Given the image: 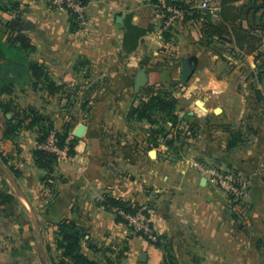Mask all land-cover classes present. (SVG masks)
<instances>
[{
	"label": "crops",
	"instance_id": "1",
	"mask_svg": "<svg viewBox=\"0 0 264 264\" xmlns=\"http://www.w3.org/2000/svg\"><path fill=\"white\" fill-rule=\"evenodd\" d=\"M170 1L188 7L190 15L167 0H89L83 29L50 0H0V23L34 47L25 60L42 65L62 87L51 93L43 81L35 88L30 73L18 77L28 70L13 65L3 75L18 82L13 95L3 99H14L18 109H37L74 144L73 153L55 166L49 186L34 156L37 130L23 128L15 139L7 137L13 112L0 111V162L20 171L17 177L8 168L23 195L6 180L32 222L24 220L18 228L33 231L38 247L43 242L49 247L47 234L56 233L64 220L74 221L95 246L86 248L89 258L100 264H165L170 255L175 264H264V113L255 100L221 99L231 76L247 62L249 70H257L254 45L241 47L234 29L262 24L264 11H251L247 0H208V11L201 8L203 0ZM13 20L19 22L14 29ZM129 22L146 31L130 52L125 48ZM207 23L225 25L228 34H205ZM185 59L194 66L188 83L182 81ZM140 70L148 87L180 84L172 93L182 122L202 126L191 138L182 140L176 129L164 135L147 121L129 118L141 101L142 91L135 89ZM212 163L249 184L242 205H230L212 180L207 170ZM108 198L147 204L158 243L129 231L106 205ZM56 254L61 257V250Z\"/></svg>",
	"mask_w": 264,
	"mask_h": 264
},
{
	"label": "trees",
	"instance_id": "2",
	"mask_svg": "<svg viewBox=\"0 0 264 264\" xmlns=\"http://www.w3.org/2000/svg\"><path fill=\"white\" fill-rule=\"evenodd\" d=\"M83 4L87 5L89 0H80ZM157 3L158 0H153ZM168 3L176 5L178 8L185 11V16H189L191 10L181 5L180 2L175 1L172 3L167 0ZM223 4L237 0H222ZM261 0H247V4L250 10L259 11L264 5L259 3ZM13 8L17 9L18 5L12 2ZM5 7V6H4ZM3 10H7L6 8ZM8 7V6H7ZM197 15H201L197 13ZM71 18L74 21V27L78 25L77 19L74 14H71ZM79 26V25H78ZM207 26V27H206ZM205 34L213 32L218 34V36H224L228 34L227 27L225 25H213L206 24ZM127 32L125 36V48L130 52L135 50L138 45L141 36H143L146 31L142 30L140 27L129 22L126 25ZM234 35L236 42L244 47L245 44L253 45L256 38L250 33L248 29H234ZM14 42L12 43H2L0 41V111L3 113L13 112V116L7 119L5 135L9 138L15 139L19 132L23 128L36 129L38 132V144L37 148L34 150V156L36 164L39 168L46 170L45 181L47 185H51L48 181L51 174L54 172V168L58 163V155L56 153L50 152L44 148L45 145L53 133L57 140V145L60 148H68V152L72 154L73 143L68 140V135L65 133L57 132L50 120L43 117V115L35 108L28 109H18L15 104L14 99L4 100V95H13L15 85L17 80H8L5 70L10 69L15 66L24 67L28 70L20 72L18 77L25 78L27 74L30 73L32 77V84L37 88L43 81L48 84V90L51 93H57L62 90V87L56 86V84L50 80L49 74L46 72L45 68L37 62L25 60V56L29 52L34 50V47L30 44L29 39L20 34L14 37ZM28 62V63H27ZM179 100L173 96L171 91H157L147 98L141 99L137 106H134L129 113V118L138 121H147L152 125H159L157 117L163 119L166 123H171L173 128H177L182 122L181 117L178 113ZM159 133L167 135L168 131L164 128L159 129ZM181 134V131H178ZM2 156V155H1ZM3 161L8 164V160L2 157ZM11 171L17 176H21V173L15 167H9ZM5 182V181H4ZM6 183V182H5ZM7 184V183H6ZM14 200V195L9 191L0 192V206L7 205ZM111 205L113 208H121L128 213H135L138 206L130 205V203L116 200L113 198H108L106 205ZM120 220L122 218L118 216ZM123 221V220H122ZM57 246L58 249L62 251L61 260L56 262L53 260L54 264H100L95 260L89 258L86 248L92 250L95 246L91 243L89 239V234L87 231L79 226L77 223L71 220H64L58 224V231L56 232ZM158 243V242H157ZM155 243V244H157ZM172 256H167L165 264H175L172 260Z\"/></svg>",
	"mask_w": 264,
	"mask_h": 264
},
{
	"label": "rangeland",
	"instance_id": "3",
	"mask_svg": "<svg viewBox=\"0 0 264 264\" xmlns=\"http://www.w3.org/2000/svg\"><path fill=\"white\" fill-rule=\"evenodd\" d=\"M4 1L5 2L3 3L7 4V0H4ZM259 3L264 5V0H261ZM204 10L208 11V9H204ZM251 11H254V10H251ZM263 11H264V7L257 12L258 14H260ZM69 14L71 16V13ZM246 14L247 12L244 13V15ZM245 19H247V17ZM5 25L6 24L0 23V41L5 44L6 43L10 44L14 42L15 38L12 35V33L9 34V30L6 28ZM249 27H250V33L256 38L253 45H254L256 52L258 53V56L256 57L257 60H255V65H257V70L255 72H253L252 70H249L251 69V65L249 64V62H247L246 63L247 68L245 66L244 68H241L239 69V71L235 72L234 75L231 74L232 76H231L230 86L228 87L227 92L222 96L221 99H245L246 102L249 100L251 101V103L255 100L257 103L259 102L258 105L261 109L259 110V112L261 111L264 113V103H263V99H264V81H263L264 79V22L262 24L255 25V26H249ZM177 87H180V84H176L175 89L173 87H170V88L157 87L156 88L155 85H150L149 87L146 85L145 87H142L139 90V92L142 91L141 96H139V99L147 98L153 93H156L157 91L159 92L161 90L173 92L176 90ZM196 95L197 93H195L194 96ZM215 99H219V98H215ZM249 108L251 111H257L258 109L256 105H249ZM179 110H181L180 107L178 108V113H179ZM160 117L161 116L157 117L158 118L157 121L159 123V125L158 124L155 125L157 129L164 128L166 131L173 130V129H176L177 132L181 131L184 134V136L182 137V140L191 138L196 133V129L200 127L199 122L195 120H188V122H185V123L181 122L177 128L176 127L173 128L171 123L169 122L166 123ZM165 138L166 137L163 136L161 142H164ZM8 168L9 167L5 166V169H8ZM212 169L213 170L218 169L215 163H212V166L208 167L207 169L209 174L211 175L212 180L215 181L214 176L211 173ZM6 178H7L6 174L0 171V192L10 191V187L7 183ZM228 199L230 201V205H234L232 203V199L230 200V197H228ZM136 206L139 207V205H136ZM241 207L242 206H239L237 210L241 211V209H239ZM31 218L34 224H38L40 222L38 215L36 216L31 215ZM24 220H26L25 222L28 224L32 223L31 220L24 215L22 207H20L19 202L15 196H14V200L11 201L9 204L0 206V241L5 242L3 244H0V264H43L42 258H45L48 264H54L53 260H55L56 262H59L61 260V257H59V255L56 254L57 251H60L57 246L56 233L47 234V240L49 239L48 240L49 247H46V245H44V242L42 243L41 246L38 247L37 245H35V242H32L36 240L35 233L33 231L29 229L25 230V228H22V227L18 228V225H24L25 223ZM44 224L49 226L47 222H45ZM14 226L17 227V230L13 231ZM43 232H40V233L43 234ZM36 234L38 235V233ZM144 238L146 239V237ZM14 240L16 242L21 241L19 243L21 245H19L18 243L15 245L13 244L11 245L10 243H8V241H14ZM187 251L188 250H183V253ZM61 255H62V251H61ZM55 257L56 258L58 257V259H56Z\"/></svg>",
	"mask_w": 264,
	"mask_h": 264
},
{
	"label": "built area",
	"instance_id": "4",
	"mask_svg": "<svg viewBox=\"0 0 264 264\" xmlns=\"http://www.w3.org/2000/svg\"><path fill=\"white\" fill-rule=\"evenodd\" d=\"M51 4L62 10H66L75 15L78 25L81 28H86L87 25V5L80 0H50ZM201 8L209 9L210 3L208 0H203ZM42 148L56 153L60 161L68 153V148H60L57 145L55 135L52 133L47 143ZM211 173L214 176L216 185L228 196L235 204L242 205V202L249 193V184L242 180L237 174L230 171H223L221 169H212ZM235 206V210H236ZM115 213L122 218L127 225L129 231L133 234L141 235L155 244L159 241L157 231L153 226V219L151 216L150 207L145 204L139 206L135 213H128L121 208H115Z\"/></svg>",
	"mask_w": 264,
	"mask_h": 264
},
{
	"label": "water",
	"instance_id": "5",
	"mask_svg": "<svg viewBox=\"0 0 264 264\" xmlns=\"http://www.w3.org/2000/svg\"><path fill=\"white\" fill-rule=\"evenodd\" d=\"M18 26H19L18 21L13 20L11 22V27L13 29L18 27ZM193 73H194V66L192 65V63L187 59L183 60V62H182V81L184 83H188V81L192 77ZM147 82H148V78H147L146 72L144 70H140L138 72L137 77H136V83H135L136 91H139L142 87H144L147 84ZM0 171L2 173H5L7 178L12 181L17 194L23 195V193L19 189L17 182L14 180V177L12 176V173L10 172L9 169H5V165H3L1 162H0ZM33 216H35L34 213H33ZM41 245L42 244H40V246ZM42 262H43V264H48L46 262L45 258H42Z\"/></svg>",
	"mask_w": 264,
	"mask_h": 264
}]
</instances>
